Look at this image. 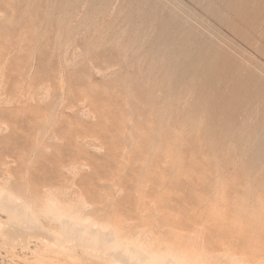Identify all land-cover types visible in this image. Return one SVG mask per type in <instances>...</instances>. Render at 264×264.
<instances>
[{
	"label": "rangeland",
	"instance_id": "obj_1",
	"mask_svg": "<svg viewBox=\"0 0 264 264\" xmlns=\"http://www.w3.org/2000/svg\"><path fill=\"white\" fill-rule=\"evenodd\" d=\"M0 36V186L6 189L0 195V219L5 222L0 264H112L102 244L94 249L90 243L86 247L88 242L84 248L85 241L75 246L81 239H68L72 233H64L70 226L63 224L61 214L72 208L98 224L116 223L120 216L133 228L136 208L157 197L162 196L163 209L183 211L186 193L173 189L178 179L165 162L166 149L185 168L211 171L213 181L227 179L230 201L235 193L263 194L264 137L248 140L244 125L249 68L264 76V0H0ZM90 127L93 135L88 134L93 133ZM184 183L201 188L195 177ZM169 188L173 194L168 197L164 192ZM7 195L31 204L35 223L23 204L14 210L19 209L16 213L25 223L16 213L8 215L2 208L9 204ZM53 200L65 209H58L57 217L49 213ZM24 215L36 228L28 231ZM210 232L215 234L216 228Z\"/></svg>",
	"mask_w": 264,
	"mask_h": 264
},
{
	"label": "bare ground",
	"instance_id": "obj_2",
	"mask_svg": "<svg viewBox=\"0 0 264 264\" xmlns=\"http://www.w3.org/2000/svg\"><path fill=\"white\" fill-rule=\"evenodd\" d=\"M71 1V0H70ZM3 2V1H2ZM117 2V1H116ZM21 3V2H20ZM24 3V2H23ZM133 3V2H132ZM164 3V2H163ZM143 4V3H142ZM12 5V4H11ZM93 6V5H92ZM125 6V5H124ZM142 6V5H140ZM146 6V5H145ZM231 6V5H230ZM144 7V6H143ZM165 7V6H164ZM26 8V7H25ZM141 8V7H139ZM148 8V7H147ZM71 9V8H70ZM23 11V10H22ZM65 13V12H64ZM63 13V14H64ZM87 13V12H86ZM10 14V13H9ZM20 15V14H19ZM56 15V14H55ZM71 14H69L70 16ZM157 15V14H156ZM10 16V15H9ZM53 16V15H52ZM68 16V17H69ZM12 17V16H11ZM17 17V16H16ZM67 17V16H65ZM38 19V18H37ZM41 19V18H40ZM50 19V18H49ZM86 21V20H85ZM82 22V21H81ZM18 24V23H17ZM39 24V23H37ZM96 24V23H95ZM80 25V24H79ZM97 25V24H96ZM117 26V25H116ZM70 27V26H69ZM84 27V26H83ZM112 27V26H111ZM110 27V28H111ZM68 28V26H67ZM7 29V28H6ZM113 29V28H112ZM72 30V29H71ZM95 30V29H94ZM103 31V30H102ZM112 31V30H111ZM116 32V30H115ZM94 33V32H93ZM28 34V33H27ZM62 34V33H61ZM75 34H76V30H75ZM74 34V35H75ZM102 34V32L100 33V35ZM103 35V34H102ZM1 37V36H0ZM63 37V36H62ZM73 37V35L71 36V38ZM232 37V36H231ZM69 38V37H68ZM106 38V37H104ZM233 38V37H232ZM10 39V38H9ZM75 39V38H74ZM8 40V39H7ZM90 40V39H89ZM103 40V38H102ZM105 40V39H104ZM101 41V40H100ZM66 42V40H65ZM105 42V41H104ZM220 42V41H219ZM2 43V42H1ZM8 43V42H7ZM59 43H60V38H59ZM94 43V42H93ZM132 43V42H131ZM99 44V43H98ZM101 44V42H100ZM105 44V43H104ZM133 44V43H132ZM5 45V44H4ZM9 45V44H8ZM11 45V44H10ZM224 45V44H223ZM52 46V45H51ZM133 46V45H132ZM10 46H8L7 48H9ZM79 47V45H78ZM97 47V45H96ZM99 47V46H98ZM186 47V46H185ZM246 47V46H245ZM1 48V46H0ZM63 48V47H62ZM83 48V47H82ZM91 48V47H90ZM220 48V47H219ZM11 49V48H10ZM61 49V48H60ZM68 49V48H67ZM74 49V48H73ZM81 49V48H80ZM256 49L259 50V47L256 46ZM89 50V49H88ZM98 50V49H97ZM96 51V49H95ZM27 52V51H26ZM31 52V51H30ZM75 52V51H74ZM38 53V52H37ZM77 53V52H76ZM85 53V51H84ZM87 53V52H86ZM252 53V52H251ZM31 54V53H30ZM237 54V53H236ZM66 55V54H65ZM80 55V54H79ZM78 55V56H79ZM87 56V55H86ZM60 57V56H59ZM63 57V56H62ZM116 57V56H115ZM78 58V57H77ZM103 58V57H102ZM258 58V57H257ZM59 59V58H58ZM88 59V58H87ZM259 59V58H258ZM22 62V59H20ZM26 60V59H25ZM64 60V59H63ZM79 60V59H78ZM112 60V59H110ZM261 60V59H260ZM80 61V60H79ZM82 61V60H81ZM90 61V60H89ZM20 62V63H21ZM26 62V61H23ZM63 62V61H61ZM67 62V60H66ZM105 62V61H103ZM38 63V60H37ZM43 63V62H42ZM76 63V62H75ZM119 63V62H118ZM18 64V63H17ZM41 64V63H40ZM85 64V63H84ZM27 65V64H26ZM35 65V64H34ZM54 65V64H53ZM74 65V64H73ZM100 65V64H99ZM107 65V64H106ZM114 64H112L113 66ZM45 66V65H44ZM52 67V66H50ZM54 67V66H53ZM96 67V66H94ZM109 67V66H108ZM18 68V67H16ZM43 68V67H42ZM45 68V67H44ZM70 68V67H69ZM82 68V67H81ZM105 68V67H104ZM252 67L249 68V73L247 76V91H246V103H247V113L245 115V127H244V131H245V137L248 140H254L255 141L262 139L264 137V76L263 73H258L255 70L251 69ZM255 68V67H254ZM46 69V68H45ZM52 69V68H51ZM60 69V68H59ZM23 70V69H22ZM26 70V69H25ZM50 70V69H49ZM48 70V72H50ZM64 70V69H62ZM128 70V69H127ZM21 71V69H20ZM40 71V70H38ZM83 70H81L80 72H82ZM97 72V70H95ZM10 72V71H9ZM17 72H19L17 70ZM54 71H52L53 74ZM56 72V71H55ZM57 72H60L57 70ZM71 72V71H70ZM158 72V71H157ZM27 73V72H26ZM25 73V74H26ZM76 73V72H75ZM79 73V72H77ZM86 73V72H85ZM84 73V74H85ZM99 73V72H98ZM97 74L96 78H97ZM45 74V73H44ZM56 74V73H55ZM54 74V75H55ZM61 74V72H60ZM63 74V73H62ZM88 74V73H87ZM86 74V75H87ZM127 74V73H125ZM59 75V74H58ZM46 76V75H45ZM83 76V75H82ZM55 77V76H54ZM81 77V74H80ZM92 77V76H90ZM89 77V78H90ZM18 78V77H17ZM62 78V77H61ZM86 78V77H84ZM54 79V78H53ZM73 79V78H72ZM82 79V78H81ZM87 79V78H86ZM59 80V79H58ZM57 80V81H58ZM90 80H88L89 82ZM3 82V81H2ZM15 82V81H14ZM23 82V81H22ZM21 83V82H20ZM102 83V82H101ZM14 84V83H12ZM49 84V83H48ZM54 84V83H53ZM91 84V83H90ZM96 84V83H95ZM94 84V85H95ZM65 85V84H64ZM97 85H101V84H97ZM103 85V84H102ZM230 85V84H229ZM63 86V85H62ZM84 86V85H83ZM11 87V86H10ZM16 87V86H15ZM14 87V88H15ZM76 87V86H74ZM81 87V86H80ZM99 87V86H98ZM107 87V86H105ZM231 87V85H230ZM41 88V87H40ZM91 88V87H90ZM94 88V86H93ZM103 88V86H102ZM110 88V87H109ZM11 89V88H10ZM13 89V88H12ZM23 89V88H22ZM64 89V88H63ZM81 89V88H80ZM97 89V88H96ZM77 90V89H74ZM87 90V89H86ZM99 90H101V88H99ZM83 91V90H82ZM119 91V90H118ZM15 92V91H14ZM79 92V91H78ZM102 92V91H101ZM104 92V91H103ZM228 92V91H227ZM13 93V92H12ZM82 93V92H81ZM85 93H87L85 91ZM83 93V94H85ZM115 94V93H114ZM31 95V93H30ZM94 95V94H93ZM105 95V94H104ZM108 95V94H107ZM58 96V95H57ZM81 96V95H80ZM100 96V95H99ZM106 97V96H105ZM53 98V97H52ZM81 98V97H80ZM93 98V97H92ZM84 99H86L84 97ZM100 99V98H99ZM108 99V98H106ZM115 99V97H114ZM40 100V99H39ZM93 100V99H91ZM109 100V99H108ZM96 100H94L95 102ZM103 101L104 100H100ZM99 103V101H97ZM124 102V101H123ZM47 103V102H46ZM82 103V102H81ZM102 103V102H100ZM114 103V102H113ZM97 104V103H96ZM107 104V103H106ZM148 104V103H146ZM33 106V105H32ZM96 106V105H95ZM99 106V104H98ZM111 106V105H110ZM113 106V105H112ZM29 107V106H28ZM77 107V106H76ZM101 107V106H99ZM103 107L104 103H103ZM102 107V109H103ZM122 107V106H121ZM16 108V107H15ZM33 108V107H32ZM31 108V109H32ZM35 108V107H34ZM43 108V107H41ZM39 108V109H41ZM54 108V106H53ZM52 108V109H53ZM126 108V107H125ZM13 110V108H11ZM17 109V108H16ZM95 109V108H94ZM101 109V108H100ZM122 109V108H121ZM19 109H17L18 111ZM23 111V109H20V111ZM25 108H24V112H25ZM34 111V109H32ZM36 110V108H35ZM67 110V109H66ZM73 110V108L71 109ZM7 111V110H6ZM5 111V112H6ZM21 111V113H23ZM38 110H36L37 112ZM42 111V110H41ZM95 111V110H94ZM114 111V110H113ZM116 111V110H115ZM119 111V110H118ZM117 111V112H118ZM5 112L3 114H5ZM16 112V110H15ZM29 112V111H27ZM47 112V111H46ZM61 112V111H60ZM59 112V114H60ZM69 111H67L66 113H68ZM93 112V111H92ZM109 112V111H108ZM122 112V111H121ZM120 114H123L121 113ZM125 112V111H124ZM10 113V112H9ZM20 113V114H21ZM32 113V112H30ZM40 113V110H39ZM63 114V112H61ZM105 113V112H104ZM107 113V112H106ZM111 113V112H110ZM149 113V112H148ZM8 114V113H7ZM12 114V113H11ZM17 114V113H16ZM19 114V116H20ZM25 114V113H23ZM27 116H30L28 113H26ZM46 114V113H45ZM101 114V112H100ZM18 115V114H17ZM35 113H34V117H35ZM41 115V114H40ZM43 115V114H42ZM78 115V114H77ZM80 115V114H79ZM119 115V114H118ZM125 115V114H124ZM151 115V114H150ZM212 115V114H211ZM2 116V115H1ZM0 116V118H1ZM12 116V115H9ZM94 116V115H93ZM100 116V115H99ZM104 117L106 115H103ZM114 116V114L112 115ZM121 116V115H120ZM148 116V115H147ZM18 117V116H17ZM22 117V116H21ZM24 117V116H23ZM38 117V116H37ZM40 117V116H39ZM46 117V116H45ZM69 117V116H68ZM111 117V116H109ZM123 117V116H121ZM128 117V116H126ZM126 117L125 120H126ZM149 117V116H148ZM6 118V117H5ZM31 118V116H30ZM42 118V117H41ZM49 118V117H48ZM60 118V117H59ZM75 118V117H74ZM115 118V117H114ZM3 119V118H2ZM8 119V117H7ZM14 119L16 120L15 116ZM31 119H34L33 117ZM29 119V120H31ZM38 119V118H37ZM40 119V118H39ZM68 119V118H67ZM66 119V120H67ZM94 119V118H93ZM101 119V118H100ZM106 119V118H105ZM113 119V118H112ZM152 119V118H151ZM6 120V119H4ZM12 120V119H11ZM10 120V121H11ZM25 120H27L25 118ZM36 120V118H35ZM59 120V119H58ZM70 120V119H69ZM104 120V119H103ZM111 120V119H110ZM122 120H124L122 118ZM122 120L119 119V121L121 122ZM33 123V120H31ZM40 121V120H38ZM46 120H44L45 122ZM78 121V120H77ZM93 121V120H92ZM107 121V120H106ZM115 121V119H114ZM1 122V121H0ZM5 122V121H4ZM3 122V123H4ZM8 123V120L6 121ZM23 122V121H22ZM27 122V121H24ZM29 122V121H28ZM43 122V123H44ZM67 122V121H66ZM72 122V121H71ZM80 122V121H79ZM113 122V121H112ZM118 122V121H116ZM127 122V121H126ZM160 122V121H159ZM21 123V122H20ZM35 123V122H34ZM51 123V122H50ZM94 123V122H93ZM102 123V121H101ZM111 123V122H109ZM13 124V120L12 123ZM28 124V123H27ZM30 124V122H29ZM42 124V122H41ZM69 124V123H68ZM80 124V123H79ZM105 124V123H104ZM242 124V123H241ZM240 124V125H241ZM1 125V124H0ZM3 125V124H2ZM19 125V124H18ZM38 125V124H37ZM73 125V124H70ZM75 125V124H74ZM102 125V124H101ZM119 125V124H118ZM129 125V124H128ZM10 126V125H8ZM16 126V125H15ZM29 126V125H28ZM33 127L34 124L32 125ZM76 126V125H75ZM79 126V125H78ZM103 126V125H102ZM105 126V125H104ZM122 126V125H121ZM11 127V126H10ZM21 127V126H20ZM31 127V128H33ZM74 127V126H72ZM85 127V126H83ZM108 127V126H107ZM114 127V126H113ZM112 127V128H113ZM131 127V126H130ZM136 127V126H135ZM7 128V127H6ZM66 128V127H65ZM79 128H82L81 126H79ZM91 130L93 129L92 127H90ZM102 128H106V127H102ZM101 128V129H102ZM111 128V129H112ZM17 129L20 130L17 126ZM24 129V128H23ZM27 129V128H26ZM29 129V128H28ZM62 129V128H61ZM59 128V130H61ZM78 129V127H77ZM76 129V130H77ZM88 129V128H87ZM110 129V128H109ZM123 128V131H125ZM7 130V129H6ZM30 130V129H29ZM41 130V129H40ZM63 130V129H62ZM73 130V128H72ZM81 132L84 131L82 129H80ZM105 130V129H104ZM119 130V128H118ZM143 130V129H142ZM3 131V130H2ZM35 131L36 128H35ZM117 131V130H115ZM120 131V130H119ZM153 131V130H152ZM239 131V130H238ZM26 132V131H25ZM27 132H29L27 130ZM78 132V131H77ZM80 132V133H81ZM86 132V131H85ZM83 132V133H85ZM93 132V130H92ZM118 132V131H117ZM128 132V131H127ZM241 132V131H240ZM24 133V132H22ZM33 133V132H32ZM45 133V132H44ZM63 133V132H62ZM74 133V132H73ZM79 133V134H80ZM88 133V132H87ZM99 133V132H95ZM113 133V132H111ZM119 133V132H118ZM124 133V132H123ZM36 134V133H34ZM65 134V133H64ZM63 134V135H64ZM86 134V133H85ZM90 135H93V133H88ZM107 134V133H106ZM114 134V133H113ZM134 134V133H132ZM243 134V133H242ZM24 135V134H23ZM28 134H26L25 136L27 137ZM58 135V134H57ZM61 136V134H59ZM67 135V134H66ZM98 135V134H96ZM94 135V136H96ZM105 135V134H104ZM121 135V134H120ZM240 135V134H238ZM18 136V135H16ZM33 135H31L29 138H31ZM35 136V135H34ZM65 136V135H64ZM73 136V135H72ZM71 136V137H72ZM83 136V135H82ZM85 136V135H84ZM83 136V137H84ZM108 136V135H107ZM113 135H111L110 138ZM127 136V135H126ZM243 136V135H242ZM20 137V136H19ZM75 137V135H74ZM86 137V136H85ZM85 137L83 139H85ZM106 137V135H105ZM103 137L105 140L106 138ZM16 138V137H15ZM18 138V137H17ZM28 138V139H29ZM60 138V137H59ZM79 138V137H78ZM81 138V136H80ZM88 138V135L87 137ZM90 138V137H89ZM93 138V137H92ZM95 138V137H94ZM102 138V137H101ZM109 138V141H110ZM147 138V137H146ZM173 138V137H172ZM240 138V137H239ZM3 139V138H2ZM7 139V138H5ZM4 139V140H5ZM24 139V137H23ZM61 139V138H60ZM67 139V138H66ZM72 139V138H71ZM99 140V138H96ZM148 139V138H147ZM156 139V138H155ZM161 139V138H160ZM159 139V140H160ZM244 139V138H243ZM242 139V140H243ZM19 140V139H17ZM27 140V139H26ZM25 140V141H26ZM65 140V139H64ZM68 140V139H67ZM102 140V142H103ZM116 140V139H115ZM113 140V141H115ZM133 140V139H132ZM220 140V139H219ZM241 140V141H242ZM15 141V140H11ZM69 141V140H68ZM75 141V140H74ZM106 141V142H109ZM118 141V140H117ZM115 141V142H117ZM127 141V140H126ZM156 141V140H155ZM260 141V140H259ZM3 142V141H2ZM9 142V140H8ZM17 142V141H16ZM28 141H26L27 143ZM33 142V140H32ZM249 142V141H248ZM30 143V142H29ZM37 143V142H36ZM164 143V142H163ZM242 143V142H241ZM240 143V145H241ZM253 143V142H252ZM11 144V143H10ZM9 144V145H10ZM68 144V143H67ZM72 144H74L72 142ZM107 144V143H106ZM171 144V143H170ZM244 144V143H243ZM3 145V143H2ZM7 145V144H6ZM34 145V144H33ZM65 145V144H64ZM109 145V144H108ZM248 145V144H247ZM255 145V144H254ZM1 146V144H0ZM54 145L52 144V147ZM58 147V145H56ZM54 146V147H56ZM68 146V145H67ZM75 146V145H73ZM172 146V145H171ZM48 147V146H47ZM50 147V148H52ZM71 147V146H69ZM79 147V146H78ZM81 147V146H80ZM115 147V146H113ZM163 147V146H162ZM251 147V145H250ZM264 147V146H263ZM59 148V147H58ZM125 148V147H124ZM134 148V147H133ZM55 149V148H54ZM72 149V147L70 148ZM81 149V148H80ZM107 149V148H106ZM114 149V148H113ZM121 149V148H120ZM244 149V148H243ZM56 150V149H55ZM54 150V151H55ZM66 150V149H64ZM83 150V149H82ZM99 150V149H98ZM117 150V149H116ZM115 150V151H116ZM252 150V149H251ZM250 150V151H251ZM53 151V150H52ZM100 151V150H99ZM102 151V149H101ZM107 151V150H106ZM109 151V149H108ZM17 152V151H16ZM73 152V151H72ZM76 153V151H74ZM73 152V153H74ZM83 152V151H82ZM81 152V153H82ZM110 152V151H109ZM114 152V151H113ZM157 152V151H155ZM21 153V152H20ZM80 153V152H79ZM85 153V152H84ZM93 153V152H91ZM130 153V152H129ZM164 153V152H163ZM64 154V153H63ZM72 155V153H70ZM87 154V153H86ZM114 154V153H113ZM133 154V153H132ZM146 154V153H145ZM19 155V154H17ZM78 155V153H76V156ZM108 155V154H107ZM148 155V154H147ZM251 155V154H250ZM7 156V155H6ZM74 154L72 155V158H76L73 157ZM82 156V155H81ZM89 156V155H87ZM93 156V155H92ZM112 156V155H111ZM110 156V157H111ZM122 156V155H121ZM247 156V155H246ZM253 156V155H252ZM16 157V156H15ZM90 157V156H89ZM109 157V156H107ZM251 157V156H250ZM13 158V157H11ZM88 158V157H87ZM93 158V157H91ZM101 158V157H100ZM121 159V157H119ZM160 158V157H159ZM104 159V158H103ZM247 159V158H246ZM76 160V159H75ZM82 160V159H81ZM80 160V161H81ZM97 160V159H96ZM106 160V159H105ZM112 160V159H109ZM124 160V159H123ZM122 160V161H123ZM83 161V160H82ZM100 161V160H99ZM135 161V160H134ZM137 161V160H136ZM141 161V160H140ZM86 162V161H85ZM91 162V161H90ZM103 162V161H102ZM144 162V161H143ZM151 162V161H150ZM165 162L167 163V165L170 167L171 170H173V168H175V173H176V177L178 179L177 183L175 182V187L173 189H178L177 192L179 191H184L186 193V196L183 197L182 201H181V207L180 210H176L174 209H163V202L164 200L161 197H157L149 202L143 203L142 205L138 206L136 208V221L133 222V228L132 226H127V221L125 218H122L120 216H118L117 222L116 223H100L98 224V220L96 222L93 221V219L90 216H87L85 218H81L79 214V210H72V208H69L70 212H68L67 214H61V218H63V224L65 223L68 224L70 226V228H68L69 226L67 225L66 229L68 228L67 231H65L64 233H68L70 235L71 234V238L69 237L68 239H73L74 236L76 240H80V243L73 240H68L70 242L75 241L74 244H76L75 246H77L78 244H83L82 242L85 243L84 248L86 246V242L88 247L90 244H93V248L94 246H97L99 248L100 244H102V248L103 250L109 252L110 256H107L109 261H111L112 264H264V191L263 194H251V193H243L244 195H239V194H234V196L232 197V200H228V192H229V181H227V179L225 178H221V179H217L215 178L213 180L211 177V171H205L203 170V172L201 173H197L193 170H190L187 165L186 168L182 166L181 162L179 159L175 158L174 152L172 150H167L165 152ZM72 163V161H71ZM93 163V162H92ZM114 162H112L113 164ZM120 163V162H119ZM159 163V162H158ZM258 163V162H257ZM261 163V162H260ZM142 164V163H140ZM255 164V163H254ZM92 165V164H91ZM105 165V164H104ZM107 165V164H106ZM115 165V164H114ZM118 165V164H117ZM162 165V164H161ZM95 166V165H94ZM99 166V165H98ZM110 166V165H109ZM145 166V164H144ZM158 165H156L157 167ZM140 167V166H139ZM83 168V167H82ZM95 168V167H94ZM108 168V167H107ZM114 168V167H113ZM71 169V168H70ZM75 169V168H74ZM73 169V170H74ZM106 169V167H105ZM110 169V168H109ZM108 169V170H109ZM155 169V168H154ZM154 169H151L154 171ZM122 171V169H120ZM249 170V169H248ZM157 171V170H156ZM161 171V169H160ZM250 171V170H249ZM96 172V171H93ZM105 172V171H104ZM109 172V171H108ZM113 172V170H112ZM143 172V170H142ZM150 172V171H149ZM148 172V173H149ZM211 172V173H210ZM116 173H118L116 171ZM122 173V172H119ZM137 173V172H136ZM99 174V173H98ZM114 174V173H113ZM152 174V173H150ZM157 174V173H156ZM87 175V174H86ZM155 175V174H154ZM160 174H158L159 176ZM162 175V174H161ZM103 176V175H102ZM139 176V175H137ZM85 177V176H84ZM90 177V176H89ZM111 177V176H110ZM116 177V176H115ZM156 177V176H155ZM181 177V180H179V178ZM191 177H195L198 179H201V188L200 190H196V189H192L190 187H188L184 181L187 178H191ZM87 178V177H86ZM99 178V176H98ZM150 178V177H149ZM97 179V178H96ZM106 179V178H105ZM161 179V178H160ZM108 180V179H107ZM164 180V179H163ZM82 181V180H81ZM92 181V179H91ZM90 181V182H91ZM103 181V180H102ZM113 181V180H112ZM88 182V181H87ZM86 182V183H87ZM105 182V181H104ZM129 182V181H128ZM153 182V181H151ZM160 182V180H159ZM131 183V182H130ZM148 183V182H147ZM146 183V184H147ZM7 184V183H6ZM136 184V183H135ZM156 184V183H155ZM5 184H3L4 186ZM88 185V184H87ZM94 185V184H93ZM193 185V184H192ZM86 186V185H83ZM81 186V188L83 187ZM159 186V185H158ZM157 186V187H158ZM6 187V185H5ZM132 187V186H131ZM78 188V187H77ZM91 188V187H90ZM100 189V188H99ZM6 189H2V187L0 186V195L5 192ZM8 191V190H7ZM91 191V190H89ZM96 191V190H95ZM98 191V190H97ZM100 191V190H99ZM115 191V189H114ZM201 191L200 193H198V196H193L192 194ZM86 192V191H85ZM103 192V191H102ZM121 192V191H119ZM132 192V191H131ZM8 193V192H6ZM115 193V192H114ZM133 193V192H132ZM190 193V195L188 196V194ZM4 194V193H3ZM92 194V193H90ZM162 194V193H161ZM165 196H171L173 194L172 188L167 189L164 192ZM94 195V194H92ZM103 195V194H102ZM8 196V195H7ZM98 196V195H97ZM143 196V195H142ZM93 197V196H91ZM96 197V196H95ZM8 197H6L7 200L9 201V204H4V206H2L3 210L7 211L10 214H15L17 212H15V208L17 206V204H23L24 205V211L26 212V214L28 215V218H30V222H34L33 219L36 220V218H31L30 214V205L27 204V202H24V200L21 197H10V199H8ZM90 198V197H89ZM139 199H141V196L138 197ZM13 199V202L12 200ZM96 199V198H95ZM94 199V200H95ZM148 199V198H147ZM150 200V199H149ZM137 201V200H136ZM79 202V201H78ZM167 202V201H166ZM8 203V202H5ZM95 203V202H94ZM170 203V202H169ZM78 204V203H77ZM84 204V203H83ZM92 204V203H91ZM100 204V203H99ZM168 204V203H167ZM19 205V207H20ZM86 207V204H84ZM110 204H108L109 206ZM83 206V205H82ZM191 206L195 207L193 209H200L204 212H190L189 210H193L191 208ZM62 207V206H61ZM72 207V206H70ZM75 207V206H74ZM18 208V207H17ZM60 208V204L57 201H52L51 207L49 209V213H54L55 216L57 217L56 212L58 211V209ZM64 208V207H63ZM80 208V207H79ZM90 208V206H89ZM22 211V208H20ZM68 209V208H66ZM107 209V208H106ZM65 209H59V213L62 212ZM197 211V210H196ZM83 212V211H82ZM130 212V211H129ZM29 213V214H28ZM58 213V212H57ZM63 213V212H62ZM17 214V213H16ZM15 214V215H16ZM25 214V213H24ZM51 214V216H52ZM53 214V215H54ZM18 215V214H17ZM63 215V217H62ZM90 215V214H89ZM13 216V215H12ZM19 216V215H18ZM17 216V217H18ZM30 216V217H29ZM35 216V215H34ZM50 216V217H51ZM60 216V214H59ZM11 217V216H10ZM16 217V216H15ZM23 217V216H22ZM27 217L24 215V218ZM33 217V216H32ZM54 217V216H53ZM55 217V218H56ZM84 217V216H83ZM106 217V216H105ZM130 217V216H129ZM13 217H11L12 219ZM19 218L21 219V222L24 220L22 219L20 216ZM61 218H59L61 220ZM15 219V218H14ZM17 219V218H16ZM26 219V218H25ZM33 221H32V220ZM57 219V218H56ZM27 220V219H26ZM27 220V224L29 225V221ZM6 221V220H4ZM9 221V220H7ZM15 221V220H12ZM38 221V219H37ZM5 222H3L0 219V229H4V224ZM15 222H13L14 224ZM22 223H25V221H23ZM35 223V222H34ZM20 224V223H19ZM26 224V225H27ZM34 226V228H36L35 224H32ZM31 224L29 225L31 228H28L29 230H32L33 226ZM38 225V224H37ZM14 226H16L14 224ZM40 224L38 225V230L41 229L39 228ZM6 227V226H5ZM9 227V226H8ZM210 227H215L216 228V233H211L210 232ZM17 228V227H16ZM20 228V227H19ZM22 229V228H21ZM43 230V229H42ZM45 232V230L43 231ZM42 232V233H43ZM58 233V232H57ZM63 233V232H61ZM63 233V234H64ZM66 233V234H67ZM51 233H49L48 235L50 236V241H51ZM62 234V235H63ZM65 234V235H66ZM67 234V235H68ZM61 235V234H60ZM61 235V238H63ZM10 236V235H9ZM12 236V235H11ZM48 236V237H49ZM59 236V235H58ZM8 237V236H7ZM73 237V238H72ZM78 239H77V238ZM10 238V237H9ZM60 237H57V239H59ZM6 239V238H5ZM41 239V238H40ZM48 239V238H47ZM54 239V238H53ZM46 240V239H45ZM55 241L56 240H52ZM62 241V240H61ZM60 241V242H61ZM44 242V241H43ZM54 242V243H55ZM62 242H65V240H63ZM60 243L61 245L63 243ZM67 242V240H66ZM17 243V242H16ZM45 243H48V246H52L49 245V241L46 240ZM44 243V245H45ZM68 243V242H67ZM71 245H74V244ZM90 243V244H89ZM3 244V243H2ZM41 244V242H40ZM43 244V243H42ZM59 244V243H58ZM5 245V244H4ZM3 245V246H4ZM57 245V244H56ZM78 245V246H79ZM60 246V245H59ZM69 248V251H74V249H70V245H67ZM66 246V247H67ZM77 246V247H78ZM83 246V245H81ZM92 246V245H90ZM57 247V246H56ZM64 246H62V248H66ZM38 248V247H37ZM36 248V249H37ZM73 248V247H72ZM81 248V247H80ZM83 248V247H82ZM98 253L99 250L98 249ZM96 249V248H95ZM84 250V249H83ZM88 250V249H87ZM96 250V251H97ZM93 251V250H92ZM91 252V251H89ZM87 251V255L89 253ZM101 252V251H100ZM37 253V252H36ZM85 253V252H84ZM97 253V254H98ZM94 254V253H92ZM96 254V252H95ZM94 254V255H95ZM103 254V252H102ZM104 255V254H103ZM91 256V255H90ZM89 256V257H90ZM96 256V255H95ZM94 256V257H95ZM101 257V254L99 255ZM93 257V258H94ZM97 257V256H96ZM99 257V258H100ZM98 258V259H99ZM101 260H104V257L100 258ZM105 261V260H104ZM107 261V259H106Z\"/></svg>",
	"mask_w": 264,
	"mask_h": 264
}]
</instances>
